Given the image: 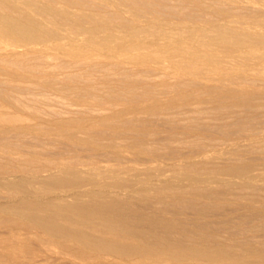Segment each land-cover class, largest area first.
Instances as JSON below:
<instances>
[{
	"label": "bare ground",
	"instance_id": "6f19581e",
	"mask_svg": "<svg viewBox=\"0 0 264 264\" xmlns=\"http://www.w3.org/2000/svg\"><path fill=\"white\" fill-rule=\"evenodd\" d=\"M235 1L239 2V3L249 2L247 0H235ZM212 4H214V6H215V4H217V2L213 1ZM212 4H210L208 2V0H0V56H3V58L8 60L9 62L16 63V65H17V62H20L22 64L21 61H23L24 64H29V67H30L29 69H30V71H32L31 68H32V66L34 67V63H32V62H37V64L36 63L35 64L37 66H40V65H38L39 61H41V62L44 61V63H45L46 62L45 59L46 60H48V59L49 60H51V59L57 60V58H58L57 55L62 54L61 52H63V50H65L64 47L68 46L69 42H75L76 40L81 38L84 41L85 48H81V49L76 50V51L75 50H72V51L67 50L66 53L63 52L65 57L70 58L72 60L71 62L60 61V63L57 62V63H59V65L57 64L52 69L47 70V72L48 71L49 72L56 71L59 75H57V76L54 74L53 75L56 76L55 78H58V76L60 78V76H61L62 77V79L60 78L61 80L58 81V79L57 80L54 79V80H56L55 82L48 81L45 78V75H46L45 73H47V72L42 73V71L40 70V67H42V66H40L39 68L37 67V70L39 69L41 72L40 73H38L39 71L37 72L39 75H37L35 80L38 83H41L42 86H40V87H42L45 91L51 90L50 93H52V90H54L57 93H59L58 95H60V94L69 95L71 97L70 99L75 98L76 100L75 99L74 100L76 101V103H79L80 107H84L83 109H86L85 112H82L83 109L81 108L80 113L79 112H71V114H69L70 112H67L69 114V116L71 115V117L69 118V121H68V119H66L67 117H65V119L67 121H64L63 120L64 118L62 119V121H60L61 116L59 117L60 118L59 122H58L59 127L64 126V127L69 128L68 129L69 132L65 133L66 135L64 138L65 139L67 138L69 140L67 142H70V141L72 142V140L75 141V139L85 140L86 142H88L87 145H89V143H90L91 146L89 145V147H91V148H89L87 145H85V146H86V148L88 147L87 150L90 149L89 151H91L92 153H94L98 150L101 151L102 149H106L107 153H108L107 150H111V151L116 152L115 155L116 154L119 155V154H123V153L125 154V152H127L126 150L128 148L125 149L126 147L120 146V142L123 141L122 142L123 144L125 142L127 144H130L129 146H132L133 148L135 147L136 149L134 150V152H136V154L147 155V156L149 154L152 156L153 153H155V154L158 153V151H156V150H154V151H156L157 153L153 152V151H152L153 152L152 153L150 151V147H149L150 146L149 144L151 143L150 142V136L152 134V137H153L155 135V133H151V134L150 133L149 134H146V133L142 134L141 133L140 134L141 131L139 133H137L138 130H140V129H138L137 132H132L134 130L136 131V129H135L136 126H134L135 127L134 130H133V126H132L136 122L134 121L135 122L134 124L128 123L127 121H130V120L127 119V121H126V119H125V121H126V123H125V122H123V120H124L123 118L130 115V114H132V115L135 114L136 116L137 115L138 116H142V115L144 116L145 114L150 115L149 113H152V112L158 113V112L166 111V110H168V108L171 105V103L173 102V100L181 101V100H184L186 98V96L184 98V97H182L183 96L182 93H180L179 97H177V99H173L172 101H161L159 99H155L154 98L155 97V95H154L155 89H154V87L149 85V84H151V82L149 84L144 83V82H141V84L135 82L136 79H141V80L144 79L146 81L147 77H146V75L143 74L146 72V70L143 73H140L139 70L137 71V69H130L129 67H126L124 65H115L114 63L113 64L104 63L103 60L124 59L125 54L127 52H134L135 50L138 51L140 49L145 50L146 48L149 50L148 47L154 46L157 48V49H155L156 52L159 51L158 49H161L160 53L158 52L159 55L161 56V59L164 57V58L168 59V61H170V63L173 64L172 68H170V69L166 68V69L169 72H171L172 74L176 75L177 79L180 78V80H181L182 77H184V76L188 75V73L192 72L190 70V68H191L190 64L192 65L193 62L191 63L192 59L190 61V56H192L194 54L197 57L207 59L208 62H206V63L211 62L212 64L214 63V65H217L219 63L223 64L224 60L218 58L219 56L218 57L215 56L216 54L214 55L213 54L214 52L212 53L213 55H210L209 50H215V51L220 50L224 47V45H235V46L236 45H239V46L245 45L246 46L247 44H250V43H252V44L256 43L254 41H256L255 39L257 37H259V33L258 34L253 33L254 31L251 32L250 31L251 29L248 28L249 23L246 22L247 19L245 21V20H243V18H241V16L240 17L226 16L224 18L216 17V18L210 20L209 23L205 22V24H203V25L186 23L187 20H190V19L197 20L198 18H197V16H194L191 11L186 10L185 6H187L190 9H194V8L198 9L200 11H203V13H205V14H210L212 11V7H213ZM211 5H212V7H211ZM233 11H236V10H233ZM237 11H239V10L237 9ZM241 11L242 10H240V13H242ZM224 12L227 13L226 10ZM228 13H230V12L228 11ZM173 18L174 19L176 18V20L178 18V19L182 20V22L181 21L180 22H175V21L173 22V21H171V20H173ZM260 20H262V19H260ZM252 22H253V20L250 22L249 25H251ZM198 23H200V22H198ZM257 24H258V22H257ZM255 26H257V25L255 24ZM259 27L260 26H258V28ZM254 28L256 29L257 27H254ZM258 28H257V30H258ZM260 35H262V34H260ZM182 37H185L186 39L182 40L181 39ZM262 37H264V36H262ZM129 42L132 43V45L135 44L137 46V48H135V49H134V47L130 48V46H129L130 44H128ZM184 42H189L188 44L192 45L191 46L192 48H189L191 50L188 51V48L184 46L185 44L183 45ZM257 42L260 43L259 40ZM261 43H264V40H262ZM261 43L259 44V46H261ZM105 44H108L107 46H109V45L119 46L120 47L119 53L113 54L112 56H108V55L101 53L99 51L100 49H98L97 47H101ZM127 44L129 47L127 46ZM256 46L254 44L253 48L255 49ZM109 48H110V46H109ZM229 48L230 47H228V49ZM246 48H249V50H250V48H252V47H250V46L248 47V45H247ZM192 49H194V52L190 53V51H192ZM231 49L233 51V49H235V48H231ZM150 50H152L151 47H150ZM260 50L262 52V48H260ZM208 51H209V53H208ZM224 51H225V53H227L226 50H224ZM228 51H230V49ZM239 51H242V49H240ZM243 51H244V49H243ZM216 52L217 53L221 52L223 54L222 51H219V52L216 51ZM233 53H235V51ZM256 53H258V51ZM144 54L146 55L145 51H144ZM144 54H143V56H144ZM110 55H111V53H110ZM159 55H158V57H159ZM148 56L146 55L145 57H148ZM150 57H151V55H150ZM150 57H148V58H150ZM138 58L140 59V57H138ZM152 59H153V57H152ZM155 59L157 61H159L156 57H155ZM58 60H60V59H58ZM143 60L145 63L149 62V61H146L144 58H143ZM2 61H0V62H2ZM165 61H167V60H165ZM7 63L8 62H6L5 64L9 65V63L8 64ZM30 63H31V65L32 64L33 65L30 66ZM241 63H242V61H241ZM1 64H3V63H0V65ZM48 64L51 65V63H48ZM157 64H159V62ZM6 65H4L5 68H6ZM18 66H21V65H18ZM23 68H25V65ZM162 68L165 69V67H162ZM29 69H28V71H29ZM33 69H36V67H34ZM193 69L194 68H192V70ZM4 70H6V69H1L2 72ZM24 70H27V69H24ZM24 70L21 69L20 71L23 72ZM262 70H264V69H262ZM7 71H8V69H7ZM7 71H6V73H7ZM10 71L13 72L14 70L13 71L10 70ZM163 71H165V70H163ZM18 72H19V70H18ZM193 72H194V70H193ZM195 72H196V70H195ZM4 73H5V71H4ZM19 73H17V74H19ZM25 73H28V72L26 71ZM52 73H54V72H52ZM148 73L150 74L149 71H148ZM145 74H147V72ZM0 75H1V73H0ZM8 75H10V74L7 73L6 76H8ZM14 75H12V77ZM53 75L51 77L50 73H49V76H50L49 79L51 78L53 80V77H54ZM12 77H11V79H12ZM30 77H32V75ZM20 78L23 79L22 81H24V78H22V77H20ZM25 78H27V77H25ZM12 80H11V82H13ZM230 81H232V79ZM0 82H1L0 85H2V81H0ZM8 82H7V84L10 83V82L9 83ZM17 82H19V80ZM178 82H179V80H178ZM232 82H234V81H232ZM5 83H6V81L3 82L4 87H5ZM23 83L24 82H22V84ZM244 83H245V81H244ZM35 84H37V83H35ZM262 84H264V83H262ZM10 85H12V87H16V85H14V86H13V84H10ZM10 85L8 88V89H10L9 91L12 90ZM32 85H33L32 88L35 89L36 86L34 87V84H32ZM168 85H166V83H165V86H168ZM3 86L1 89H3ZM6 86H8V85H6ZM17 86H18V84H17ZM20 86H21V83H20ZM26 86H27V82H26ZM30 86L31 85L29 84V87ZM24 87H25V85L21 86L22 90L27 89V87H26V89H23ZM5 88H7V87H5ZM37 88H38V86H37ZM8 89L7 90L3 89V90H5L7 92ZM13 90H14V88H13ZM15 90H16V88H15ZM5 91H3V92L5 93ZM9 91H8V93H9ZM34 92L35 91L32 92L34 95L32 93H30V95H33L35 97L34 100L36 101V99H37L36 95L37 94ZM43 92H41V98H39L40 97V94H39L38 99L39 100L43 99L45 101V103L40 102L41 100L38 102L44 103L46 106V104L48 103V102L46 103V100L49 101V99H44L42 97ZM140 92H142L143 95ZM1 93L2 92L0 91V94ZM17 93H19V92H17ZM253 93H255V92H253ZM47 94H44V96H46ZM48 95H50V94H48ZM48 95L46 97L49 98ZM15 96H16V94H15ZM27 96H28V98L26 97V95L23 97L24 98L26 97L27 99H29L31 97L29 95H27ZM33 96H32V98H34ZM18 97L19 96H17L16 99H18ZM66 97L67 96H65V98ZM86 97H92V98H94V100L97 99V101H99V102L91 103V101H90V103H88L85 100ZM255 97H257V96H255ZM262 97H264V96H262ZM5 98L6 97L3 98V96H2V98H1L2 100L1 99L0 100L3 101ZM16 99H15L14 103L19 104V102H16V101H18ZM100 99L106 100V103L105 102L102 103L103 101L100 103V101H101ZM26 100H24V102H22L23 100L20 99V103L22 102L21 105H25L24 108H26V106H27L25 104L27 102ZM34 100H32V101H34ZM64 100H66V99H64ZM50 101H51V99H50ZM185 101H186V99H185ZM185 101H182V102H185ZM69 102L71 103V100ZM3 103H2V105H3ZM32 103L33 102H31V104ZM34 103H35L34 105L37 104L36 102H34ZM49 103L51 105L52 102H49ZM68 103L65 105L68 106L69 105ZM31 104H30V106H31ZM4 105H6V104L4 103ZM38 105L41 106V104H39V103H38ZM56 106L57 105L55 104V107ZM62 106L64 107V105H62ZM73 106L75 107L74 104H73ZM3 107H5V106H3ZM10 107H11V105H10ZM32 107H34V106H32ZM12 108H13V106H12ZM42 108H44V107H42ZM66 108H68V107H66ZM76 108H78V107H76ZM247 109H248V107H247ZM249 109H250V107H249ZM27 110H29V107ZM39 110H41V109H39ZM47 110H49V108ZM54 110H53V112L57 111V109L55 111ZM78 110L80 111V108H78ZM16 111H17V109H16ZM20 111H25V110H22V108H21V110L19 109L18 112H20ZM31 111H33V110H31ZM34 111L37 112V110L35 108H34ZM50 111L51 110H49L48 112H50ZM62 111H63V109H62ZM29 113H31V112H29ZM44 113H45V110H44ZM50 113H52V111ZM57 113L58 112H56V114ZM59 114H61V113H59ZM62 114H64V113L62 112ZM65 114L63 115V117L65 116ZM0 115H1V113H0ZM31 115H29V116H31ZM57 115H56V117H57ZM2 116H3V113H2ZM2 116H0V118H1L0 120H2L4 118ZM38 116H40V115H38ZM45 116L46 115L44 114L43 117H45ZM136 116H135V118L138 119V116L137 117ZM8 117H10V116L8 115ZM13 118H14V120L18 119V117L15 118V116ZM13 118H12V121H13ZM31 118H33V115H32V117H30V119ZM126 118H129V117H126ZM135 118L133 117L132 120ZM249 118H251V117H249ZM34 119H36V118H33V120ZM121 119H122V121H120ZM141 119L143 120V118H141ZM244 119H246V118H244ZM10 120H11V117H10ZM33 120H32V122H33ZM36 121L39 122V120H36ZM36 121H34V122H36ZM40 121L45 123V121H43V119H42V116H41ZM47 121L48 120H46V122ZM10 122H8V125L10 124ZM4 123H2V124H4ZM49 123L53 124V122H49ZM137 123H140V122L137 121ZM2 124L0 123L1 126H2ZM56 124L57 123H55V125ZM231 125H234V124H231ZM36 126H38V125H36ZM45 126H46V123H45ZM141 126L142 125H140V127ZM9 127H10V125H9ZM17 127H20V126L18 125ZM42 127H44V126H42ZM102 127L105 129V130L103 129L104 131L97 130L98 128L101 129ZM140 127H137V128H140ZM189 128H188V130H190ZM262 128H264V127H262ZM2 129H4V128H1V131H2ZM16 129H18V128H16ZM16 129H15V133H16ZM20 129L24 130V127L22 126ZM26 129L27 128H25V130ZM31 129L36 130V127L35 128L31 127ZM31 129L29 126V130H31ZM129 129H132V131L120 132L121 130L124 131V130H129ZM19 130H18V132H19ZM45 130H46V128H45ZM219 130L220 129H218V131ZM222 130H220V131H222ZM191 131H194V129H192ZM199 131L202 133V131L200 129H199ZM38 133H40V132H37V134ZM234 133L235 132H233V134ZM216 134H217V132H216ZM1 136L4 137V135H1ZM57 136H59V135H56V137ZM172 137H173L172 139H174V140L176 139L174 135H172ZM7 138H8V136H7ZM38 138H40V137H38ZM168 138H170V137H168ZM254 138H256V136L255 137L251 136V138H249V141H250V139L253 140ZM159 139L156 140V143H157V141H159ZM247 139H248V137H247ZM262 139H264V138H262ZM186 140H185V142H186ZM241 140H243V139H241ZM241 140H239V141H241ZM161 141H163V140H161ZM165 141H167V143H169L168 142L169 139L168 140L166 139ZM182 141H184V140H182ZM188 141L189 140H187V143H188ZM257 141H258V139H257ZM38 142L39 141H37V143ZM71 142H70V144H72ZM172 142H170V143H172ZM153 143H154V141H153ZM159 143H160V141H159ZM167 143H166V145H168ZM181 143H183V142H181ZM187 143H185V144H187ZM236 143L234 144V146L236 145ZM250 143H248V144H250ZM61 144H62V142H61ZM67 144L69 146V143H67ZM38 145H39V143H38ZM77 145H78V143H77ZM77 145H75V147L72 146L73 148L72 147H70V148H72V150L77 149L76 148ZM82 145H84V144H82ZM82 145H81V147H82ZM152 145H154V144H152ZM169 145L171 146V144H169ZM192 145H189V146H192ZM64 146L65 145L63 144L62 147H64ZM162 146H163V144H162ZM170 146H167V148ZM239 146H242V144ZM239 146H238L239 149L242 148L241 153L243 151H245V150H243V147H239ZM243 146H244V144H243ZM250 146H252V143L250 144ZM253 146H254V144H253ZM262 146H264V145H262ZM7 147L10 148V146H8V145H7ZM235 147H234L235 152H232V153H236V151L239 150L238 148H237L238 149L237 150ZM249 147H247V148H249ZM50 148H52V147H50ZM79 148H80V146H79ZM84 148L85 147H83V149L80 148V150L81 149L84 150ZM129 148L131 149V147H129ZM52 149H54V148H52ZM170 149H169V151H171ZM244 149H245V147H244ZM4 150H5V148H4ZM173 150H175V148ZM176 150H175V152H176ZM208 150L209 151H205L202 153L200 152L199 154H197V156L194 153H190L189 155H191V157H192L193 156L192 154H194L195 155L194 158H198L199 160H202L200 158H203V159L214 158L212 151L210 152V149H208ZM227 150H228V148H227ZM248 150L250 153L252 152L250 150V148ZM38 151L40 152V149ZM219 151L222 152L220 149H219ZM228 151H225V152H228ZM232 151H233V149H232ZM131 152H133V151H131ZM172 152H173V154H171V152H170V155L176 154L174 151H172ZM238 152L240 153V150ZM249 152L247 151V153H249ZM92 153H90V154L92 155ZM167 153H169V152H167ZM217 153H218V151H217ZM258 153H259V151H258ZM43 154H44V152H43ZM96 154H98V153H96ZM129 154H130V152H129ZM228 154H230V156H231V152L230 153L228 152ZM262 154H264V153H262ZM74 155H75V153H74ZM99 155H100V153L98 155H96V158H94L97 165H99L98 163L100 161V159L97 157ZM103 155H106V153ZM110 155H112V153ZM133 155H134V153H133ZM167 155L165 152L166 157H167ZM170 155H168L169 158H170ZM62 156L60 158H62ZM100 156L102 157V155H100ZM162 156H163V153H162ZM219 156H220V154H219ZM230 156H228V159L226 158L228 161H229ZM241 156L243 157V154H241ZM57 157H56V159H57ZM160 157H161V154H160ZM223 157H225V154ZM255 157H257V156H255ZM86 158H88V157H86ZM91 158H93V157H91ZM97 158L99 159L98 162H97V160H98ZM186 158L187 157H185L184 159H186ZM231 158H232V156H231ZM231 158H230V160H231ZM135 159L133 160L132 165L134 164ZM209 159H208V161L207 160L205 161V164L212 162V160L210 159V161H209ZM80 160H81V158H80ZM115 160H116V158H115ZM178 160H180V159H178ZM189 160H187V161H189ZM255 160H257V159H255ZM69 161H72V159ZM89 161L91 163V160H89ZM103 161H106V160H102V162ZM154 161L156 162L158 160H154ZM187 161H186V163H187ZM232 161L234 163L238 162L237 160H232ZM239 161H240V158H239ZM58 162H59V165H61V167H59V168L56 167L52 171L50 169V171L48 170L49 171L48 173L45 170L47 174H45V175L41 174L42 176L39 174L41 177H39L38 174H36L37 177L35 175L33 176V178L35 177V179H37L39 182L46 184V187L49 186L51 188V190L52 189L54 190V192L52 194L51 193L49 194L51 196L44 198L46 196V194L44 195L42 193L44 196H41L42 194L39 193L40 194V196H39V195L33 194L29 191L30 193H24L23 195H21L18 198H17V196L14 197V201L12 202L14 204L7 206V208H11L13 210V211L11 210L12 212H15V215L18 214V215H21L22 218H24V217H25V219L27 218L29 221H31L33 224H35L37 227H39V228L36 227L37 229H40L45 234H47L51 237L60 238V239H62L61 241H63V242H68V243L70 241L75 242L79 245V247L82 246V247H85L87 249L96 251L99 254H102V255L105 254L104 256L109 255L111 257H116L119 259L121 258L123 260H127L128 256L131 257L130 255H132V254L144 252L143 254L141 253L142 255H144L146 252H149L151 250L156 251L157 249H159V252H160V249H163L166 252H168L169 255H172L173 257L175 256L176 258L180 259V261H181L180 263H182V260H187V261L192 260L193 261L197 257H199V258L203 257L206 261H208V263H209V261L210 262L216 261L217 264H221L224 261H230V260L233 261V260H236L237 258H238V262H240L242 260L241 257L239 256L241 259L239 261V257L233 253V251L236 250L237 243H236V246L233 247V248H235V250H233L231 243H227L225 240H224V242H226V243L217 241V239H216L217 236L214 237V236H212L213 234L211 236L208 235L209 233H207V231H208L207 228H209V227L207 226V224L204 225L207 221L206 222L203 221L204 222L203 225L197 226V224H196L197 231H198L197 233H199L198 234L199 240L201 239L203 241V243L201 241H199V242H201V245H200V243H198L201 246L200 247V246H197V243L195 242L198 239V236L196 235V233L195 234L192 233L197 238L195 241L190 240V238L192 237L191 233H189V235H191L189 239L186 237L187 236L186 232L187 231L190 232L189 231L190 229H188V228H189V224H191V222L189 224H187V227H186V225H184L183 223H179V221H177L176 218L175 219L167 218L165 216L166 212L165 213L161 212V210H162L161 205L157 206V208L160 207V212L156 211V209L155 210H147V208H146V207H149V206H147L148 205L147 203L149 202V204H150V201H148V200H150V199L152 200L151 194L155 193L157 195L156 196L154 194L156 197L155 196L154 197L152 196V197L155 199L154 201H156V200L158 201V203H154V204L159 205V202L161 203L162 201H164L163 197H166V199H168L167 196H165L168 194V193L166 194V192L164 193L163 196L159 197L161 195V192L163 193L164 191H167V192L169 191V193H172V191H174V190L186 191L187 189H190V188L195 189L196 186L198 185V183L208 184L207 182H210L213 185L216 184L217 186L221 185V184H225V185L227 184V185L234 187V188H235V186H238V188H239V186L241 187V185L243 187V185L248 186L250 184H253L252 179L256 180V176L254 175L255 178H251L252 177L251 176L248 179L247 177L250 176V174H249L246 177V179H248V180L243 179L244 176L246 175V174H244V173H246V171H244L241 168L242 166L239 167L240 165H238V167H236V166L230 167V165L232 163L229 162L230 165L227 164V168L225 169V173L223 172L224 171L223 170L222 171L223 173L221 174V176L223 174L228 175L229 176L228 182H227V180H226V182H224L225 181L223 179L224 176L223 177L220 176L221 178L217 177L220 174L219 172H217V173H219L218 175H217V173H214L217 175V176L212 175L214 177H209L208 175H207L208 176L207 177L205 174H202V175H205V177L202 176L203 178H200L199 173H198V175L196 173L197 167H196V169L193 167L192 172L196 171L195 175H197L200 179L191 177V178H189V181H190L189 184L185 185V184H182L183 182L181 180V179H183L182 177H185L184 174L182 175L181 178L178 176L180 179L177 177H173V178L169 177L168 178V176H167V177L162 178V176L161 177L156 176L158 173H160V174L163 173L162 169L164 167V164L161 165L159 163L156 165H154V164L153 165H151V164L146 165L145 163H144L145 164L144 165L142 163V165H144V166H141V167L135 166V168H132V165H131L132 169H130L128 167L126 169H130V171L129 170L125 171V170H121L122 168H120V169L116 168V167L120 166V164H121L120 160L118 161L120 163L119 165L117 164L118 166L115 165L117 163L116 161H115L116 163L114 162L115 164L110 163L111 162V159H110V162L108 161L110 164L104 162L103 164L100 163V166L95 165L94 167L88 162L84 163V164H86V165L90 164L89 165L90 167L88 165H87V167H85L86 165L85 166L83 165V167H82L83 161L81 162L82 164H80V165H79V163L74 164V163H76L75 161L71 162V164L72 163L74 164V165L72 164L71 166H64L66 164H64V165L62 164L66 161L61 162V163H60V161H58ZM177 162H176V164H177ZM182 162L185 163L183 160H182ZM190 162H191V160H190ZM66 163H68V162H66ZM96 163H92V164H96ZM130 163L129 164L125 163L124 168L126 167V165L129 166ZM69 164H70V162H69ZM138 164L140 165V163H138ZM165 164H167V163H165ZM172 164H174V163H172ZM176 164L174 165L175 168H176ZM199 164L200 163H197L198 166H199ZM201 164L203 165L204 163H201ZM111 165H113V166H111ZM121 165H124V162ZM194 165L195 164L192 163V166H194ZM242 165L245 166V164H242ZM180 166H182V165H180ZM189 166L192 167L191 165H189ZM218 166H220V165H218ZM170 167L173 169L172 166H170ZM185 167L186 166H184V168ZM203 167H205V165ZM177 168H178V165H177ZM184 168H181V170H183ZM189 168H188V170L191 171V168L190 169ZM214 168H216V167H214ZM201 169H203V168L201 167ZM222 169H224V168H222ZM2 170H4V169H2ZM26 170H28V169L26 168ZM209 170H211V169H209ZM254 170H255V167H254ZM42 171H44V170H42ZM190 171H189V173H190ZM202 171L204 172L207 170L205 169ZM202 171H200V172L203 173ZM214 171L215 172L219 171V169L218 170L214 169ZM28 172H29V170H28ZM164 172H165L164 176L167 175V173H166L167 171H164ZM212 172H210V173L212 174ZM3 173L5 174V172H3ZM9 173H10V171H9ZM37 173H38V171H37ZM173 173H174V171H173ZM186 173H188V172H186ZM201 173H200V175H201ZM176 175H177V173H176ZM2 176H4V175H1V177ZM8 176H9V178H8ZM8 176L4 180H3V178L5 176L1 179L5 183L3 181H1V182H3L4 184H7V187L9 186L10 188H21L22 190H24V187L26 188V183H28L29 185H30L29 182L33 183V181H30L31 177L30 178H24V177L19 178L17 176L15 177L14 175H13V177H10V175H8ZM99 177L104 179V182L102 181V186H103V188L106 189V192H104L105 190L100 191V190H96V189L95 190L89 189L90 191L87 194H83L82 192H76V193H70L69 194L68 191H64L65 189H63V187H66L68 185L74 186V184H77L80 182L83 183V182H88V181H90V182L94 181L96 183V181L98 180ZM260 178L264 179V177H262V175ZM37 180L36 181L34 180V181L37 183L38 182ZM183 180H185V179H183ZM98 182H100V181H98ZM254 183H256V182H254ZM0 184H2V183H0ZM33 184L35 185V183H33ZM77 185H80V184H77ZM82 185L83 184H81L80 186H82ZM96 185H97V183H96ZM98 185H99V183H98ZM213 185H211L210 187L212 188ZM253 185H255V184H253ZM0 186H2V185H0ZM31 186H32V184H31ZM73 186H71V188ZM187 186H189V187H187ZM74 187H77V186H74ZM221 187H222V185H221ZM254 187H256V186H254ZM262 187H264V185H262ZM35 188H37V187H35ZM96 188H97V186H96ZM99 188H100V186H99ZM58 189L59 190L63 189V191L60 192ZM107 189L108 190L110 189L112 192V195L110 196L109 199H106L107 195H106V198L103 196V192L107 193ZM17 190H19V189H17ZM26 190H27V188H26ZM26 190H24V191H26ZM45 190L48 191V189H45ZM51 190H50V192H51ZM196 190H200V189L196 188ZM34 193H35V191H34ZM109 193H110V191H109ZM176 193L174 192V194H176ZM182 193H179V194L182 195ZM4 194L6 196V193H4ZM4 194H3V197H4ZM11 196H10V198H12ZM176 196H178V195H176ZM3 197H2V199H3ZM68 197H70V200ZM136 197L139 198L137 200V202H139V203L135 202ZM182 197H184V196H182ZM71 198H72V200H71ZM175 199H177V197ZM6 200H8V199H6ZM169 200H170V198H169ZM180 200L179 199H178V201L176 200V203L179 202ZM11 201L12 200L7 201V202L11 203ZM146 201H148V202H146ZM165 201L167 202V200H165ZM182 201H185V199H182ZM0 202H1V200H0ZM1 203H3V202H1ZM144 203H145V207L142 206V204H144ZM171 203L172 202L168 203V205L170 206ZM165 204H167V203H165V202H164V204L162 203L163 206ZM172 204H174V207H176V205L178 206L179 203L175 204L173 202ZM181 204L182 203H180V206L184 205V204H182V205ZM187 204H189V207H190V205L193 203L190 204L188 202ZM195 204L196 203H194V205ZM204 205H206V204H204ZM223 205L225 206L227 204L223 203ZM184 206H183V208H185ZM186 206H188V205H186ZM221 206H222V204H221ZM224 206H222V208H220V209H224ZM250 206L251 205H249V207ZM154 208H156V206ZM171 208H173V207H171ZM176 208L178 209V207H176ZM1 209H2V207H1ZM3 209H4V207H3ZM177 209H174V210L176 211ZM254 209H253V211H254ZM165 210H166V208H165ZM3 211L5 212V210H3ZM11 211H8V212L6 211V212L8 214H9V212H10V214H13V213H11ZM168 211L169 210H167V212ZM170 211H172V209ZM175 211H173V212H175ZM180 211L182 212V209ZM214 211H216L215 215L218 214V216L221 215V217H222L221 219L224 218L223 215L221 214V213H224L222 210H221V213L219 211L217 213L216 209ZM0 212H2V210ZM6 212H5V215H6ZM170 213H171V215L174 214V213L172 214V212H170ZM176 213H178V212H176ZM199 213H200V215H202V217L201 216L200 217L203 218L204 213L201 214V211H200V212H198V215H199ZM255 213H257V210ZM178 214H179V216L177 215L176 217H181L180 213H178ZM182 214H184V213L182 212ZM226 214L227 213H225V215ZM229 214H230V212H229ZM231 214H233V213H231ZM258 214L259 213H257V215ZM169 215L167 214V216H169ZM233 215H231V218H234V219L238 218L237 216L232 217ZM7 217H8V215H7ZM17 217L19 218L20 216L16 215L15 218H17ZM215 217H211V218H215ZM27 219L25 221H27ZM239 219H240V223H241L242 220H241V218H239ZM22 220H24V219H22ZM189 220H192V217H190ZM197 220H198V218H197ZM199 220H200V218H199ZM203 220H205V219L203 218ZM215 220H216V218H215ZM223 220H226V217ZM237 220L238 219H236L235 221H237ZM29 221H28V223L31 224ZM194 221H192V222H194ZM200 221L202 222V219ZM221 221L220 222L218 221V222L221 223ZM228 221H230V216H229ZM228 221H226V222L228 223ZM208 222H209L208 224L211 223L210 228L212 226V223L215 224V222H213V221L211 222V219L208 220ZM226 222H222V224L226 223ZM233 222L231 225H233ZM237 222L239 224V221H237ZM216 224H218V223L216 222ZM241 224H243V222ZM251 224H254V223H251ZM35 225H34V227H35ZM224 225L225 224H223V228L225 226H227L228 224H226L225 226ZM235 225H236L235 227L237 228V224H235ZM245 225H247V224H245ZM245 225L243 224V228ZM214 226L215 225L212 226L213 229H214ZM216 226L218 228V225H216ZM255 226H257V225H255ZM217 228L215 227L216 230L219 229V228L218 229ZM229 228H230V226H229ZM192 229L194 230V228H192ZM258 229H259V227H258ZM193 230H191V231H193ZM195 230H196V228H195ZM220 230L221 229H219V231ZM228 230L229 229L227 228L226 231H228ZM231 230H233V228ZM237 230L235 231L236 234L238 232ZM242 230L239 231L238 234L240 232H242ZM246 230H247V228H246ZM223 231H225V230L223 229ZM251 231L252 230H249V232H251ZM217 233H219V232L217 231ZM230 233H231L230 235L233 234L232 231ZM220 235H222V234H220ZM243 235L246 236L247 233H246V235L245 234H243ZM250 237H252V235ZM141 238H143V240H141ZM232 238H234V236ZM237 238H238V235H237ZM255 238H254V240H255ZM228 239H227V241H228ZM260 239L262 240V237ZM140 240L146 241V243H143V242L141 243V242H139ZM238 240H240V239H237V241ZM244 240H246V239H244ZM256 240H257V238H256ZM221 241H223V240L221 239ZM235 241H236V238H235ZM240 241H242V240H240ZM246 241H248V240H246ZM258 241H259V239H258ZM242 242L244 243V241H242ZM259 242H261V241H259ZM243 243H240V245ZM244 244H246L245 248L244 247H241V248H244L243 251L247 255H249V257L250 256L254 257L253 255L257 254L259 259L261 258L262 260H264V242H262L263 245L260 243L259 246H261V245L262 246L259 247L258 249L253 244V242H251V243L245 242ZM255 244H259V243H255ZM74 247H76V246L74 245ZM237 249H239V248H237ZM163 250H161V251H163ZM237 253L242 254L241 250H240V252L238 251ZM245 253H243V254H245ZM159 254H157V255H159ZM136 256L134 255V260H135ZM146 256H147V254H146ZM83 257H85V256H83ZM93 257H95V256H93ZM107 258H109V257H107ZM97 259H98V257L96 258V260ZM131 259H132V257H131ZM247 259H248V257H247ZM198 260H199V262H201L200 259H198ZM89 261L91 262V259ZM148 261H149V259H148ZM156 261H157V259H156ZM206 261H204L202 263L205 264ZM195 262L193 261V263H195ZM216 262H214V263H216ZM218 262H221V263H218ZM235 262H237V261H235ZM251 262H252V260H251ZM262 262H264V261H262ZM171 263H169V264H171ZM208 263H206V264H208ZM224 263L226 264V262H224ZM230 263H231V261L228 264H230ZM255 263H256V261H255ZM131 264H133V263H131ZM189 264H192V263H189ZM195 264H197V263H195Z\"/></svg>",
	"mask_w": 264,
	"mask_h": 264
},
{
	"label": "rangeland",
	"instance_id": "374dc122",
	"mask_svg": "<svg viewBox=\"0 0 264 264\" xmlns=\"http://www.w3.org/2000/svg\"><path fill=\"white\" fill-rule=\"evenodd\" d=\"M210 1L208 0V2L210 4H212L213 1L214 2H217V4H215V6H214V4H212L213 7L211 5L212 11H211L210 14H205V13H203V11H200V10L195 9V8L194 9H190L187 6H185L186 7V10L191 11L193 13V15L194 16H197V18H198L197 20H194V19L187 20L186 23H188V24H200V25H203V24H205V22L206 23H209L210 20H212V19H214L216 17L224 18L226 16H237V17H240L241 16V18H243V20L246 21V19H247L246 22H248L249 24L253 20V22H252L251 25L248 24V28L251 29L250 30L251 32L254 31L253 33H257V34L259 33V37L260 38L257 37L258 39L257 38L255 39L256 41H254V42H256V43L247 44L248 47L249 46L252 47V48H250V50H249V48H246L247 45L246 46L245 45H242V46L241 45L240 46L239 45H236V46L235 45H224V47L222 49L216 50L218 52L219 51H222L223 54L225 53L224 50H226V52L228 54L225 53L224 55L221 52L220 53H217L215 50H209L210 51V55H213V54L215 55L216 54L215 56H217V57L219 56L218 58L224 60V63L223 64H220L219 63L220 65L219 64L214 65V63L212 64L211 62H210L211 64L210 63H206V62H208L207 59L201 58V57H197L194 54V55L190 56V61L192 59L191 63L193 62L192 65L190 64V67H191L190 70L192 72H190V73H188V75L182 77V79H181L182 81L180 80V78L177 79V76L176 75L172 74L171 72H169L167 70V69L172 68L173 67V64L170 63V61H168V59H166L164 57L161 59V56L159 55L161 49H158L159 50L158 51L159 53H158L155 50L157 48L154 47V46H150L152 50H150V47H148L149 50L146 48L145 50L144 49H142V50L140 49L141 51L140 50H138V51L135 50L134 52H127L125 54L124 59H118V60H103L104 63H109V64H113L114 63L115 65H124L126 67H129L130 69H137V71L139 70L140 73H143L146 70L147 74H145L146 72L143 73L147 77L146 78V81L144 79H142V80L141 79H136L135 82L140 83V84H141V82H144V83H147V84H149L151 82V84H149V85H151L155 89V92H154V95H155L154 98L155 99H159L161 101H172L173 99H177V97H179V94L180 93H182V95H183L182 97L185 98V96H186V98H185L186 101H185L184 98H183L184 100H181V101L178 100L179 102L176 101V100H173V102L169 106L168 110H166V111L158 112V113L157 112L156 113L155 112L149 113L151 116L148 115V114H145L144 116L143 115L142 116H138L137 115L138 116V119L135 118V116H136L135 114L134 115L130 114V115L126 116V117H129L130 119L129 118H126V117L123 118L124 119L123 122H125V123H126L127 119L131 121V122L130 121H127L128 123L134 124L136 122L134 125L131 124L133 126V130L135 128L134 126H136V128H135L136 131L135 130L132 131V129H129V130H124V131L121 130L120 132H128V131L129 132L130 131L137 132V130L140 129V130H138L137 133H139L140 131H141L140 134L141 133L142 134H145V133L146 134L155 133V135L153 136L154 138L152 137V134L150 136V142L151 143L149 144L150 145L149 147H150V151L151 152L152 151L153 152L158 151V153L156 152L157 154H155V153L152 152L153 153L152 156L149 155V154H148V156L147 155H138V154H136V152H134V150L136 148L135 147L133 148L132 146H129L130 144H127L125 142L123 144L122 143L123 141L120 142V146L126 147L125 149L128 148L126 150L127 152H125V154L123 153V154H119V155L116 154L115 155L116 152L111 151V150H107L108 153H109L108 154L106 152V149H102L101 151L98 150V151L92 153L91 151H89L90 149L87 150V148L89 147L90 143H89V145H87L88 142H86L85 140H78V139H75V141L72 140V142L70 141L73 144L72 145V144H70V142H67V141H69L67 138L66 139L64 138L65 135H66L65 133H68L69 132V130H68L69 128L68 127H64V126L63 127L62 126L59 127V123H58L59 122V119H60L59 117L61 116V120L60 121H62L63 118H64L63 119L64 121H67L66 119H68V121H69V118L71 117V115L69 116V114H71V112H79L80 113L81 112V108L83 109L84 107H80L79 106V103H76V101H75L76 99L75 98L70 99L71 97L69 95H66V94H63L64 96L62 94L58 95L59 93H57L54 90H52V93L53 94L50 93L51 90L45 91L42 87H40V86H42L41 83H38L35 79H36L37 75H39L38 73H40L41 71H42V73L47 72V70L52 69L57 64L59 65L60 61L71 62L72 60L70 58L65 57V55L63 54V52L66 53L67 50L68 51H72V50H75L76 51V50H79L81 48H85L84 41L81 38L78 39V40H76L75 42H69L68 43V46H65L64 47L65 50H63V52H61L62 54H58L57 55L58 56L57 60L60 59L58 61L57 60H52V59L51 60H49V59L46 60L45 59V61H46L45 63H44V61L43 62L39 61V64L38 65H40L42 67L37 66L36 65L37 62H32V63H34V67H36V69H33L34 68L32 66L33 64L31 65V63H30V66H32V68H31L32 71H30V69H29L30 68L29 67V64H24L23 61H21L22 64L20 62H17V65H16V63L9 62L5 58H3V56H0V61H2V60L4 61V62L3 61L0 62V63H3V64L0 65L1 66L0 67V73H1V75H0V81H2V85H0V89L2 88L4 81H6L5 87H7V88H5L3 86V89H6L7 90L9 88V85L10 84H13V86L16 85V87H12V85H10V87L12 88V90L14 88L13 91L15 93L12 90L9 91L10 89H8L9 93L11 92L10 94L8 93V91L6 92L3 89L0 90L2 92L0 94V99L2 98V96H3V98L6 97L5 98L6 100L4 99L5 101L4 100L1 101L2 99L0 100V113H1L0 116H2V113H3V116L2 117H4L2 120H0V123L2 124V123L5 122L7 124V125L5 123H4L5 125L2 124L3 127L0 125V133H1L0 134V168H1L0 169L1 170L0 171V183H2V184H0V185H2V186H0V195H1L0 196V198H1L0 200H1V202H3V203L0 202V204H1L0 205V211L2 210V212H3V213L0 212L1 213L0 214V264H86V263L87 264H131V263H133V264H137V263L138 264H140V263L141 264H144V263L145 264H169L171 262H172L171 264H176V263L177 264H183V263L184 264H186V263L187 264H189V263H192V264H195V263L201 264L202 262L206 261L203 257L202 258L197 257L198 259H200L201 262H199V260L197 258H195L197 260V261L195 259L193 260L194 262L196 261L195 263H193L192 260L191 261L190 260H188V261L187 260H182V263H180L181 262L180 259L176 258L175 256L173 257L172 255H169L168 252H166L163 249H160V252H159V249H157L156 251L155 250H151L149 252H146L144 255H142L144 252L143 253L140 252V253H137V254H132V255H130L132 257V259H131V257L128 256V259L130 261L128 259L127 260H123L121 258L119 259V258H116V257H111L109 255L104 256L105 254L102 255V254L97 253L96 251L87 249L85 247H82V246L79 247V245L77 243H75V242H71V241L69 243L68 242H63V241H61L62 239H60V238L51 237V236L45 234L44 232H42L40 229H37L39 227H37L35 224H33L27 218H26L27 221H25L26 220L25 217L22 218V216L21 215H18V214H16V215L17 216H20V217L19 218L18 217L15 218L16 217L15 212H12L13 210L11 208H7V206H9L11 204H14V203H12L14 201V197L17 196V198H18L21 195H23L24 193H30L31 192V193L36 194V195H39V196H40L39 193H41V194L43 193L44 195L46 194V196L44 198H47V197L51 196L49 194L50 193L52 194L54 192V190L52 189L53 190L52 191L49 186L46 187V184L39 182L37 179H35V177L33 178V176L34 175L36 176V174H38V176L41 177L43 174L44 175L47 174L50 171V169L52 171L56 167H58V168L61 167V165H59V162L58 161H60V163L61 162H64V161L68 162V163H66V162L62 163L63 165L66 164L64 166H71L73 164V163L71 164V162H74L75 161L76 163H74V164H78L79 163V165H80V164L83 163L82 164V167H83V165L84 166L86 165L84 163H87V162L90 163L89 160H91V163L90 164L94 167L95 165L96 166H100V163L103 164L107 160L110 162V159H111V162L110 163L115 164L117 162L115 165H117V164L119 165L120 163L123 164V162H124V165H121L120 164V166L119 167H116V168H118V169L122 168L121 170H125V171H128V170L130 171V169L135 168V166L141 167V166H144L145 164L146 165L147 164H151V165L154 164V165H156L158 163L161 164V165L164 164V167L162 166L163 167V169H162V172L163 173H161L162 175L160 173H158L156 176H160V177L162 176V178L163 177H167V176H168V178L169 177L170 178L171 177L172 178L173 177H177V178L180 177L181 178L182 175L184 174V176L186 178L185 177H182L185 180H183V179H181V180L183 182L182 184H185V185H188L189 184V182H190L189 181V178H191V177L192 178H199V177L200 178H203V177H205V175L206 176L208 175L209 177H214V176H217L219 173L220 174L217 177H220L223 172L225 173V169L227 168V164L230 165L229 162L232 163L230 165V167H232V166L238 167V165H240L239 167L242 166L241 168L244 171H246V173H244L246 175L244 176L243 179L248 180L249 177H251V176H252L251 178H255L254 177V175H255L256 176V180H253L252 179L253 184H255V185L250 184L251 186L248 185L249 187L247 185L246 186L243 185V187H242V185H241L242 188L240 186H239V188H238V186H235V188H234V187H231V186H229L227 184L226 185L225 184H221L222 187L224 186L222 188L221 185H218V186L216 184L213 185L210 182H207L208 184L198 183V185L196 186V188H198L200 190H196V188L195 189H193V188L192 189L191 188L190 189H187L188 191L187 190L186 191L174 190V191H172L173 194L172 193H169V191L168 192L167 191H164L163 193L161 192V195L159 197L163 196L164 193L166 192V194L167 193L168 194L165 195V196H167L168 199H166V197H163V200L164 201H162L161 203L159 202V205H155L154 204V203H158V201L157 200L154 201L155 199L153 198L156 194L155 193H154L155 195L154 194H151L152 200L151 199L148 200V201H150V204H149L148 201H146V202H148L147 203L148 205L147 204L146 205L149 206V207H146V208H147V210H155L156 209V211H159L160 212V207L157 208V206H160L161 205V209L162 210L164 209L163 211L161 210V212H164V213L166 212L168 215L170 214L169 216H167V214L165 213V216L167 218H169V219L170 218L171 219H175L176 218V220L179 221V223H183L184 225H186V227H187V224H189L191 222V224H189V228H188V229H190L189 230L190 232L187 231L186 232L187 236L186 235L185 236L189 239L190 236L192 235V237L193 236L194 237L193 238L191 237L192 239L190 238V240L195 241L197 238H196V236L194 234L196 233V235L198 236L197 241H195L197 243V246H200L201 245V242L203 243V241L201 239L199 240V235H198L199 233H197L198 232L197 231V226L203 225L204 222L207 221L204 225L207 224V226L209 227V228H207L208 231L210 230L209 232L207 231V233H209L208 235L211 236L213 234L212 236H214V237L217 236L216 237L217 241H220V242H223V243H226V242L227 243H231L233 250H235V248H233V247L236 246V243H237V246L238 245L240 246V247L239 246L238 247L236 246V250L237 251L236 250L235 251L232 250V251H233V253L236 256H238V257L240 256L241 257L242 260L239 257V261L241 260L243 263L241 261L238 262V258H237L236 260H233V261L230 260L231 261L230 264H234V263L235 264H240V263L241 264H245V263L246 264H264V262H262L264 260H262L261 258L259 259L257 254H255L256 256L253 255L254 257H252V256L249 257V255H247L243 251L244 248H245V245H246V244H244L245 242H247V243L248 242H250V243L253 242V244L257 247V249L259 247H261L263 245L262 242H264V212H263L264 211V187H262V185H264V179L260 178L261 175H262V177H264V154H262V153H264V146H262V145H264V139H262V138H264V128H262V127H264V97H262V96H264V84H262V83H264V70H262V69H264V43H261L262 40H264V37H262V36H264V0H247L249 2H242V3L236 2L235 0H210ZM232 9L233 10H236V11H233ZM237 9L239 11H237ZM225 10H226L227 13L224 12ZM227 10L230 13H228ZM240 10H242L241 11L242 13H240ZM260 19H262V20H260ZM171 21H173V22L174 21L175 22H180L181 21L182 22V20H180L178 18H177V20H176V18L175 19L173 18V20H171ZM254 21L255 22L257 21L258 24H257V22L255 23ZM198 22H200V23H198ZM254 23L257 26H255ZM258 26H260L259 27L260 29L258 28ZM254 27H257L258 30H257V28L255 29ZM260 34H262V35H260ZM181 39L183 40V39H186V38L185 37H182ZM258 40L260 41L261 46H259L260 43L257 42ZM188 43L189 42H184L183 45L185 44L184 46L187 47L188 48V51H189V50H191L189 48H192L191 47L192 45H190ZM128 44H130L129 45L130 48H133V47H134V49L137 48V46L135 44L134 45L136 47L134 45H132V43H130V42ZM128 44H127V46H128ZM254 44H255V46L256 45L258 46V47L256 46L255 49L253 48L254 47ZM107 45L108 44H105V45H103L101 47H97V48L100 49L99 51L101 53H103L105 55H108V56H112L113 54L119 53V51H120V47L119 46L109 45L110 46V48H109V46H107ZM228 47H230L229 48L230 51H228L229 50ZM231 48H235V49H233V51H232ZM239 48L242 49V51H239L240 50ZM260 48H262V52H261ZM243 49H244V51H243ZM144 51H145V53H146L147 56L149 55L148 57H150V55H151V57H150L151 59L148 58V57H145L146 55L144 54ZM209 51H208V53H209ZM234 51H235V53H233ZM255 51L256 52L258 51V53H256ZM193 52H194V49H192V51H190V53H193ZM110 53H111V55H110ZM143 54H144V56H143ZM158 55H159V57H158ZM138 57H140V59ZM142 57L146 61H149V62L148 63H145ZM152 57H153V59H152ZM155 57L159 61H157L155 59ZM165 60H167V61H165ZM241 61H242V63H241ZM6 62H8L9 65H6L5 64ZM57 62H59V63H57ZM158 62H159V64H157ZM48 63H51V65L48 64ZM4 65H6V68H5ZM18 65H21V66H18ZM24 65H25V68H23ZM37 67L38 68L40 67V70L41 71L39 69L37 70ZM162 67H165V69L162 68ZM192 68H194L193 69L194 72H193ZM1 69H6V70H4L5 73H4V71L2 72ZM7 69H8V71H7ZM21 69H23V70L24 69H27V70H24L23 72H21L20 71ZM28 69H29V71H28ZM10 70H12V71L14 70V71L11 72ZM18 70H19L20 73L18 72ZM163 70H165V71H163ZM195 70H196V72H195ZM6 71H7L8 74H10V75H8L9 77L6 76L7 75ZM26 71L28 73H25ZM148 71L150 72V74L148 73ZM48 72L45 73L46 75L44 74L45 75V78L48 81L55 82L57 79H58V81L62 79L61 76H60L61 79L59 78V76H58V78H55L57 75H59L56 71L49 72L51 77H52L53 74L56 75V76L53 75L54 76L53 77V80L51 78L49 79L50 76H49V73ZM52 72H54V73H52ZM17 73H19V74H17ZM12 75H14V76L12 77ZM31 75H32L33 78L30 77ZM11 77H12L13 80L11 79ZM20 77L24 78V81H22L23 79H21ZM25 77H27V78H25ZM54 79H56V80H54ZM231 79L234 82L230 81ZM11 80L13 82H11ZM18 80H19V82H17ZM178 80H179V82H178ZM21 81L24 82L23 84L25 85V87L23 89H26V87H27L26 90H22L21 86H24V85L22 84ZM25 81L27 82V86H26V82ZM244 81H245V83H244ZM7 82L9 84H7ZM20 83H21V86H20ZM35 83H37V84H35ZM165 83H166V85H168V84L169 85L168 86H165ZM0 84H1V82H0ZM17 84H18V86H17ZM29 84L31 85L30 87H29ZM32 84H34V87L36 86V88L38 86V88L37 89L36 88L33 89L32 88V86H33ZM6 85H8V86H6ZM15 88H16V90H15ZM2 90L5 91V93ZM32 90L35 91L34 93L37 94V95L35 94L36 97H37L36 101L34 100L35 97L33 96L34 94L32 93L33 92ZM17 92H19L20 94L17 93ZM41 92H43L42 93V97L44 99H49V101L46 100V103L48 102L46 104V106L44 104L45 101L43 99L42 100L40 99L41 101L38 99L39 94H40V97L39 98H41ZM253 92H255V93H253ZM30 93H32L33 95H30ZM47 93L50 94V95H48ZM140 93L143 95L142 92H140ZM15 94H16V96H15ZM44 94H47L49 96V98L46 97L47 95L44 96ZM25 95H26L27 98H28L27 95L31 96L29 98L30 100L25 97L27 99L26 100L23 97ZM17 96H19L18 99H16ZM32 96L34 98H32ZM65 96H67V97L65 98ZM255 96H257V97H255ZM19 98L21 100H23L22 102H24V100L27 101V102L25 101L26 102L25 104L27 105L26 108H24L25 105H21L22 102L20 103V99ZM15 99L18 100L16 102H19V104L14 103L15 102ZM50 99H51V101H50ZM64 99H66V100H64ZM32 100H34V101H32ZM68 100L69 101L71 100V103ZM85 100L88 103H90V101H91V103H93V102L94 103L95 102H99V101H97V99L94 100V98H92V97H86ZM100 100H101L100 103L102 101H103L102 103H104V102L106 103V100H104V99H100ZM30 101L33 102L32 103L33 105L31 104ZM38 101L44 102V103H40ZM182 101H185V102H182ZM3 102L6 105H4ZM34 102H36L37 104L34 105L35 104ZM49 102H52L51 105H50ZM2 103H3V105H2ZM38 103L41 104V106H39ZM67 103L69 104L68 106L65 105ZM30 104H31V106H30ZM55 104L57 105L56 107H55ZM73 104L75 105V107L73 106ZM10 105H11V107H10ZM62 105H64V107ZM3 106H5V107H3ZM12 106H13V108H12ZM32 106H34V107H32ZM51 106L53 108L55 107L54 109L55 110L57 109V111H55ZM28 107H29V110H27ZM42 107H44L45 109L42 108ZM66 107H68V108H66ZM76 107L80 108V111ZM247 107H248V109H247ZM249 107H250V109H249ZM21 108H22V110H25V111L18 112V110L19 109L21 110ZM34 108L37 110V112L34 111ZM46 108L47 109L49 108V110H51L52 113H50L51 111L48 112L49 110H47ZM16 109H17V111H16ZM39 109H41V110H39ZM62 109H63V111H62ZM31 110H33V111H31ZM44 110H45V113H44ZM53 110L55 112H53ZM85 110L86 109H83L82 112H85ZM61 111L64 114L66 113L64 117H63L64 114H62ZM29 112H31V113H29ZM56 112H58L57 114L59 116L56 114ZM67 112H70V113L68 114ZM59 113H61V114H59ZM31 114L33 115V118H36V119H34V120H33V118L30 119V117H32ZM44 114L46 115L45 117H43ZM8 115L11 117V120H10V117H8ZM29 115H31V116H29ZM38 115H40V116H38ZM56 115H57V117H56ZM14 116H15V118L18 117V119L14 120V118H13ZM41 116H42L43 121H45L46 126H45V123L44 122L40 121ZM65 117H67V118L65 119ZM131 117L132 118L134 117L135 119L132 120ZM249 117H251V118H249ZM12 118H13V121H12ZM141 118H143V120ZM244 118H246V119H244ZM125 119H126V121H125ZM32 120H33V122H32ZM36 120H39L40 123L38 121H36ZM46 120H48V121L46 122ZM136 120L138 122H140V123H137ZM34 121H36L37 123L34 122ZM120 121H122V119ZM8 122H10V124H9L10 127L8 125ZM49 122H53V124H51ZM55 123H57L56 124L57 126L55 125ZM231 124H234V125H231ZM18 125L20 127H17ZM36 125H38V126H36ZM140 125H142V126L140 127ZM22 126L24 127V130H21L20 129ZM29 126H30V129H31V127L32 128H35L36 127V130L35 129H34L35 131L33 129L29 130ZM42 126H44V127H42ZM137 127H140V128H137ZM1 128H4L5 130L2 129V131H1ZM16 128H18V129H16ZM25 128H27V129L25 130ZM45 128H46L47 131L45 130ZM188 128L190 130H188ZM191 128L194 129V131H191L192 130ZM196 128L197 129L199 128L202 131V133L199 131V129L197 130ZM15 129H16V133L17 134L15 133ZM103 129L104 128L102 127L101 129L98 128L97 130L104 131L105 129L104 130ZM218 129H220L222 131H220V130L218 131ZM18 130H19V132H18ZM37 132H40V133L37 134ZM216 132H217V134H216ZM233 132H235V133L233 134ZM1 135H4V137L1 136ZM6 135L8 136V138H7ZM56 135H59V136L56 137ZM172 135L175 136V138H176L175 140L172 139L173 138ZM251 136H254V137L256 136V138H254L253 140L250 139V141H249V138H251ZM38 137H40V138H38ZM168 137H170V138H168ZM247 137H248V139H247ZM185 138L187 140H189L188 143H187V140ZM158 139H159L160 143H159V141H157V143H156V140H158ZM166 139L167 140L169 139V141H168L169 143H167V141H165ZM241 139H243V140H241ZM257 139H258V141H257ZM161 140H163V141H161ZM171 140L172 141L174 140V141L172 142ZM182 140H184V141H182ZM185 140H186V142H185ZM239 140H241V141H239ZM37 141H39L38 142L39 145H38ZM153 141H154V143H153ZM61 142H62V144H61ZM170 142H172V143H170ZM181 142H183V143H181ZM184 142L187 143V144H185ZM250 142L252 143V146H250V144H251ZM67 143H69V146H68ZM77 143H78V145H77ZM166 143L168 145H166ZM235 143L237 145V146L235 145L236 147L234 146ZM248 143H250V144H248ZM63 144L66 147L65 146L62 147ZM82 144H84V145H82ZM152 144H154V145H152ZM162 144H163V146H162ZM169 144H171V146ZM241 144H242V146H239ZM243 144H244V146H243ZM253 144H254V146H253ZM7 145L10 146V148L7 147ZM75 145H77L76 146L77 149H73L74 150L73 151L72 150V148H73L72 146L75 147ZM81 145H82V147H81ZM85 145H87L88 147L86 148ZM189 145H192V146H189ZM79 146L82 149H83V147H85L84 150L85 149L86 150L85 151L82 150V149L80 150ZM167 146H170V147L167 148ZM233 146L236 149L238 148V146L239 147H243V150H245L246 152L242 150L243 152L241 153V149L242 148H240V149L238 148L240 150V153L238 152L239 151L238 149H237L238 151H236V153H232V152H235ZM50 147H52L54 149H52ZM70 147H72V148H70ZM129 147H131V149ZM244 147H245V149H244ZM247 147H249L250 150L253 153L252 152L250 153L249 150H248L249 148H247ZM4 148H5V150H4ZM89 148H91V147H89ZM174 148H175V150L177 149L176 152H175V150H173ZM227 148H228L229 151L227 150ZM231 148L233 149V151H232ZM39 149H40V152L38 151ZM169 149L171 151H169ZM208 149H210V152L212 151L213 156H214V158H210L212 160L211 163L209 162L208 164L206 163L207 165L205 164V161L206 160L208 161L209 158L208 159L200 158L202 160H199L198 158H194L195 155L197 156V154H199L200 152L202 153V152H205V151H209ZM219 149L222 152H220ZM154 150H156V151H154ZM224 150L225 151H228L229 153L231 152L232 158H231L230 154H228V152H225ZM128 151L130 152V154H129ZM131 151H133V152H131ZM172 151H174L176 154L174 153L175 155H170V152H171V154H173ZM217 151H218V153H217ZM247 151L249 153H247ZM258 151H259V153H258ZM43 152H44V154H43ZM73 152L75 153V155H74ZM165 152H166V155L167 154L170 155V158L168 157V155H167V157L165 156ZM167 152H169V153H167ZM90 153H92V155ZM96 153H98V154L100 153V155H102V157L100 155L97 156L100 159L101 162L99 161L98 158H97L98 160L96 159L97 162L99 161V163H98L99 165H97L96 161L94 160V158H96V155H98ZM105 153H106V155H103ZM111 153H112V155H110ZM133 153H134V155H133ZM162 153H163V156H162ZM190 153H194L195 154V155L192 154L193 155L192 156L193 158L191 157V155H189ZM160 154H161V157H160ZM219 154H220L221 157L219 156ZM221 154L223 156L225 154V157H223ZM241 154H243V157L241 156ZM61 156H62V158H60ZM228 156H230V158H231V160L229 158V161L227 160L228 159ZM255 156H257V157H255ZM56 157H57V159H56ZM86 157H88V158H86ZM91 157H93V158H91ZM185 157H187V158L184 159ZM80 158H81V160H80ZM115 158H116V160H115ZM239 158H240V161L241 162L239 161ZM71 159H72V161H69ZM134 159H135L136 162L134 161V164L132 165ZM165 159L166 160L168 159V160L166 161ZM178 159H180V160H178ZM189 159L191 160V162H190ZM210 159H209V161H210ZM255 159H257L258 161L255 160ZM102 160H106V161H103L102 162ZM119 160H120V163L118 162ZM149 160L150 161L152 160V161L150 162ZM154 160H158V161H156L157 163ZM182 160L185 163H183ZM187 160H189V161H187ZM232 160H237L239 163L236 162V161H235L236 163H234ZM108 161L106 163L110 164ZM186 161H187L188 164L186 163ZM225 161L226 162L228 161V162L226 163ZM69 162H70V164H69ZM176 162H177V164H176ZM92 163H96V164H92ZM125 163H127V164L130 163V165L129 166L126 165V167L124 168ZM138 163H140V165ZM142 163L143 164L145 163V164L142 165ZM165 163H167V164H165ZM172 163H174V164H172ZM192 163H194L196 166L195 165L192 166ZM197 163H200V164L201 163H204V164L203 165L202 164L201 165L199 164V166H200L199 167L197 165ZM90 164H87V165L89 166ZM175 164H176V168L174 166ZM242 164H245V166L242 165ZM87 165L85 167H87ZM131 165H132V168H131ZM177 165H178V168H177ZM180 165H182V166H180ZM189 165H191L192 167H190ZM204 165H205V167H203ZM218 165H220V166H218ZM111 166H113V165H111ZM170 166H172L173 169ZM184 166H186V167L184 168ZM128 167L130 169H126ZM187 167L188 168L190 167L191 168V171L188 170ZM193 167L195 169L197 167V169H196L197 172L196 171L195 172L197 173V175L199 173V177L197 175H195L196 174L195 172H192ZM201 167L203 169H201ZM214 167H216V168H214ZM254 167H255V170H254ZM26 168L29 170V172H28V170H26ZM181 168H184L183 169L184 171L181 170ZM208 168L211 169V170H209ZM222 168H224V169H222ZM2 169H4V170H2ZM205 169L207 171L209 170L210 172L213 171L212 174L209 171L208 172L207 171H204V172L202 171V170H205ZM214 169H216V170L219 169V171H216L215 172ZM42 170H44V171L46 170L47 173H46V171L44 172ZM9 171H10V173H9ZM37 171H38V173H37ZM164 171H167L166 172L167 175H165V176H164V173H165ZM173 171H174L175 174L173 173ZM189 171H190V173H189ZM200 171H202L203 173H201ZM3 172H5V174ZM186 172H188V173H186ZM217 172H219V173H217ZM176 173H177V175H176ZM200 173H201V175H200ZM214 173H217V175L214 174ZM39 174L40 175L42 174V175L40 176ZM202 174H205V175H202ZM249 174H250V176H248ZM1 175H4L5 177L4 176L1 177ZM8 175H10V177H13V175H14L15 177L17 176L19 178L20 177H22V178L23 177L24 178H30L31 177L30 178L31 179L30 181H33V183H35V185L32 182H29L30 185L28 183H26L27 190L24 187V190H26V191L22 190L21 188H10L9 186L7 187V184H4L5 182L3 180L6 179V177ZM212 175H214V176H212ZM221 177H223V179L225 180L224 182H226V180L228 182V177H229L228 175L223 174ZM246 177L248 179H246ZM2 178H3V180H1ZM8 178H9V176H8ZM33 179L35 181L37 180L38 181L37 182L38 184ZM1 181H3L4 183L1 182ZM98 181H100L101 183L98 182ZM102 181L104 182V179L101 178V177H99L98 180L96 181L97 185H96V183L94 181H91V182L88 181V182H83V183H81V182L80 183H77V184H80V185L83 184L82 186L77 185V184H74V186H77V187H74L73 185H70V186L68 185L66 187H63V189H65L64 191H68L69 194L70 193H76V192H82L83 194H87L90 190H93V189L94 190L95 189L96 190H100V191H104L105 190L104 192H106V189L103 188V186H102ZM254 182H256V183H254ZM98 183H99V185H98ZM31 184H32V186H31ZM211 185H213L212 188L210 187ZM71 186H73V187L71 188ZM96 186H97V188H96ZM99 186H100V188H99ZM254 186H256V187H254ZM35 187H37V188H35ZM187 187H189V186H187ZM17 189H19V190H17ZM45 189H48V191L45 190ZM63 189L62 190L61 189L60 190L58 189V190L61 192V191H63ZM50 190H51V192H50ZM34 191H35V193H34ZM109 191H110V193H109ZM104 192H103V196L106 198V195H107V198L106 199H109L110 196L112 195L111 190L110 189L109 190L107 189V193H104ZM174 192L175 193L177 192V193L174 194ZM178 192L179 193H182L183 192V193L181 195ZM4 193H6V196H5ZM3 194H4V197H3ZM43 194L41 196H44ZM176 195H178L179 197L176 196ZM10 196L12 198H10ZM182 196H184L185 198L182 197ZM2 197H3V199H2ZM174 197L175 198L177 197V199H175ZM68 198L70 200V197H68ZM169 198H170L171 201L169 200ZM6 199H8V200H6ZM138 199L139 198L136 197L135 198V202H137ZM178 199L179 200L181 199V200L176 203V200L178 201ZM182 199H185V201H182ZM10 200H12L11 203L7 202V201H10ZM71 200H72V198H71ZM165 200H167V202ZM164 202L167 203V204H165L163 206L162 203L164 204ZM170 202H172V203L174 202L175 204H178L179 203L178 206L176 205V207H178L179 210L176 207H174V204H172V203L170 204V206L173 207V208H171L168 205V203H170ZM188 202L190 204L191 203H193V204H191L190 207H189V204H187ZM137 203H139V202H137ZM180 203L184 204L185 206L184 205L183 206L186 209L183 208V206H180ZM194 203H196V204L194 205ZM223 203L227 204L228 206L225 205L226 206L225 207L223 205ZM204 204H206V205H204ZM221 204H222V206H224V209L225 210L224 209H220V208H222ZM186 205H188V206H186ZM249 205H251V206L249 207ZM142 206L145 207V203L142 204ZM155 206H156V208H154ZM1 207H2V209H1ZM3 207H4V209H3ZM165 208H166V210H165ZM254 208L257 210V213H259L258 215H257V213H255L256 210ZM171 209H172V211H170ZM174 209H177V210L175 211ZM181 209H182V212L185 215L182 214V212L180 211ZM215 209L217 210V213H218V211L221 213V210L222 211L224 210L223 211L224 213H221V214L223 215L224 218L226 217V220H223L224 218L221 219L222 218L221 215H219V216H218V214L215 215L216 214V211H214ZM253 209H254V211H253ZM3 210H5V212L6 211L8 212V211H11L12 210L11 213H13V214H10V212L8 214L6 212V215H5V212ZM167 210H169V211L167 212ZM173 211H175V212H173ZM200 211H201V214L204 213L203 214L204 215L203 218L205 220H203V218H201L202 215H200V213L198 215V212H200ZM170 212H172V214L173 213L174 214L171 215ZM176 212L180 213L181 217H176L177 215L179 216V214L176 213ZM229 212H230V214L233 213L235 215L234 216L233 214H231V215H233L232 217H236V216L238 217L236 219H238L237 221H239V224L240 225L238 224L237 221H235L236 219L231 218V215L229 214ZM225 213H227L228 215L227 214L225 215ZM7 215H8V217H7ZM9 215L10 216L12 215V216L10 217ZM229 216H230V221H228ZM190 217H192V220H189ZM208 217L211 219V222L212 221L215 222V224L212 223V226L215 225L214 226V229L212 228V226L210 228L211 223L208 224L209 223L208 220H210ZM211 217H215L216 220H215V218H211ZM21 218L24 219V220H22ZM197 218H198V220H197ZM199 218H200V220L202 219V222L199 220ZM239 218H241V220H242L241 223L243 222L244 225L247 224V225L244 226V228H243V224L240 223V219ZM28 221L31 224H29ZM192 221H194V222H192ZM218 221L219 222L221 221V223H219ZM226 221H228V223ZM231 221L233 222V225H231L232 224ZM216 222L218 224H216ZM222 222H226V223H223V224H225V225L228 224L231 229L233 228L234 231L231 230L228 225H227L228 227L224 225L225 227L223 228ZM251 223H254V224H251ZM196 224H197V226H196ZM235 224H237V228L235 227L236 226ZM34 225H35V227H34ZM216 225H218V228L221 229L222 231L221 230L219 231V229L217 228ZM255 225H257V226H255ZM215 227L218 230H216ZM240 227L244 231L246 230V228H247V230L244 232ZM258 227H259V229H258ZM192 228H194V230ZM195 228H196V230H195ZM227 228L229 229L228 231H226ZM223 229L226 232L223 231ZM240 229L242 230V232H240L239 233L240 235H239L238 232L241 231ZM248 229L249 230H252V231L249 232ZM191 230H193L194 232L191 231ZM236 230L238 231L237 234L235 232ZM217 231L219 233H217ZM231 231H232V233L234 235L233 234L230 235L231 234L230 233ZM189 233H191V235H189ZM192 233H194V234H192ZM246 233H247V235H246ZM220 234H222V235H220ZM241 234L242 235L245 234L246 236H244V235L242 236ZM237 235H238V238H237ZM251 235H252V237H250ZM233 236H234V238H232ZM255 237L257 238V240H256ZM261 237H262V240L260 239ZM218 238L219 239L221 238L223 241H221V239L219 240ZM235 238H236V241H235ZM254 238H255V240H254ZM227 239H228V241H227ZM237 239H240V240L244 241V243L242 241H240V240L237 241ZM244 239H246L248 241H246ZM258 239L261 242H259ZM141 240H143V238H141ZM141 240L139 242L146 243V241H141ZM224 240L226 242H224ZM199 241H201V242H199ZM198 243H200V245ZM240 243H243V244L240 245ZM255 243H259V244H255ZM260 243L262 244L261 246H259ZM74 245L76 247H74ZM241 247H244V248H241ZM237 248H239L241 250V253L242 254L237 253L238 251L240 252V250L237 249ZM161 250H163V251H161ZM156 253L157 254L160 253V254L157 255ZM243 253H245V254H243ZM146 254H147V256H146ZM134 255L135 256L137 255L136 258H135V260H134ZM83 256H85V257H83ZM93 256H95V257H93ZM97 257H98V259L96 260ZM107 257H109V258H107ZM247 257H248V259H247ZM90 259H91V262L89 261ZM148 259H149V261H148ZM156 259H157V261H156ZM251 260H252V262H251ZM254 260L256 261V263H255ZM230 261H224V262H226V264H228ZM235 261H237V262H235ZM214 262H216V261H212V262L209 261V263H208V261H206L205 264L206 263L213 264ZM218 263H221V262H218ZM223 263H221V264H223ZM202 264H204V263H202ZM214 264H217V262L214 263Z\"/></svg>",
	"mask_w": 264,
	"mask_h": 264
}]
</instances>
